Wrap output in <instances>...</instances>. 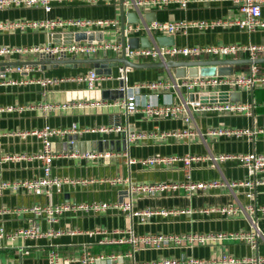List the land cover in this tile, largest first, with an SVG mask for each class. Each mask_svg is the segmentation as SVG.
Returning a JSON list of instances; mask_svg holds the SVG:
<instances>
[{
	"label": "crops",
	"instance_id": "obj_1",
	"mask_svg": "<svg viewBox=\"0 0 264 264\" xmlns=\"http://www.w3.org/2000/svg\"><path fill=\"white\" fill-rule=\"evenodd\" d=\"M124 9L132 11L140 7L145 11L155 12V21H184L188 25L184 30L174 34L176 46L217 45V44H262L264 28L252 32L240 29L235 21L241 17L231 0H123ZM139 1V2H138ZM138 3V4H137ZM51 10L42 7H9L0 9V22L12 20L43 19H111L117 17L119 26L96 27L92 32L101 35L103 41H118L120 33L119 0L109 3L88 4L81 0L52 2ZM264 18V5L261 8ZM143 15V14H142ZM214 22L209 27H198L194 22ZM126 23V22H124ZM80 31L72 27H57L51 31L44 29H0V48L31 47L46 43L70 42L71 34ZM163 35V33H155ZM166 35V34H165ZM171 35V34H169ZM112 50L100 51L93 57H115ZM41 54L12 52L0 54V157H6L0 163V182H15L23 179L37 178L43 175V161L37 157L42 148L41 139L31 131L45 125L53 128L69 129L73 123L79 128H93L101 125L120 126L123 129L109 133H72L52 137V150L55 157L51 163L54 177L71 180L63 183L60 191L52 189L50 195L26 192L23 189L7 188L0 193V262L2 264H48L47 255L55 250L62 259V264H80L79 257L84 250L92 255L111 252L125 253L131 245L115 242L125 235V229L132 226L135 234H187V233H235L249 229V217L256 220L264 230V213L259 207L264 205V171L254 178L260 183L255 187L253 198L248 196L247 186L229 187L222 185L214 188L187 191L184 188L169 189L155 196L134 194L132 208L189 210L191 212L162 216L153 214L144 221L130 217L129 212L109 209L101 213L65 212L56 222H49L47 216H36L25 208L33 204L48 203H91L123 202L128 199L126 185L112 184L108 179L121 176L132 183L183 182L185 171L182 163L171 166H150L131 160L151 156H168L186 154L198 155L193 161L190 175L193 181H240L247 177V170L237 158L212 160L219 154L238 155L255 152L264 154V87L255 85L250 90L240 91V101L251 105L252 114H223L210 111H193L189 121L184 115L158 118L147 117L137 111L125 112L117 102L110 99L116 96L114 89L119 86L118 63L112 67L108 78L98 80L89 87L76 77L86 73L87 67H66L59 65L50 70H42L35 65H18L17 61L37 60ZM70 57V56H67ZM264 57V56H263ZM76 58H85L77 56ZM216 57L202 56L199 59ZM247 59V53L231 57ZM175 60H189L184 57ZM8 62V65L2 63ZM136 63L156 62L142 57L133 60ZM19 67L21 69H19ZM250 65L240 63L233 66L227 74L219 76H238L248 74ZM264 73V63L258 64ZM103 69H106L103 68ZM56 76L70 77L58 85L42 86L38 79ZM185 76H175L171 69L165 67L131 68L128 72V84L163 80L168 83L180 81ZM217 93H234L237 90L222 86ZM198 88L188 91L186 88H173L161 99H171L174 103L183 100H205ZM209 91V90H208ZM215 92V91H211ZM212 99V98H211ZM229 99V96L227 98ZM49 104L57 107L47 108ZM254 128L261 129L251 138L235 137L224 134H211L212 128ZM23 133V134H22ZM26 133V134H24ZM126 145L116 150V141ZM77 137V138H74ZM78 145L70 144V140ZM113 141V148L98 147V141ZM91 147L85 149L86 144ZM93 143V144H92ZM123 143V142H121ZM83 148V149H81ZM109 152L110 157L85 158L76 157L72 151ZM12 157V158H10ZM18 157V158H17ZM253 178V177H251ZM233 203L244 208L236 216L221 215L210 209ZM253 205L255 209H248ZM34 230L45 234L26 236L21 230ZM17 233V234H15ZM15 234V235H14ZM264 256V236L258 240L256 249L246 242L234 239H222L208 243L170 244L161 248L141 246L132 257H123L121 264H138L163 258H200L217 259L221 255L233 257ZM72 258V261H67ZM96 264H104L98 261Z\"/></svg>",
	"mask_w": 264,
	"mask_h": 264
},
{
	"label": "built area",
	"instance_id": "obj_2",
	"mask_svg": "<svg viewBox=\"0 0 264 264\" xmlns=\"http://www.w3.org/2000/svg\"><path fill=\"white\" fill-rule=\"evenodd\" d=\"M65 0H0V9L9 7H42L46 12L51 10L52 2H62ZM84 3L96 4V3H109L115 0H81ZM236 6L241 17L237 18L235 24L247 32H252L257 28H264V18L262 17L261 8L264 5V0H231ZM139 2V1H138ZM164 3L165 0L158 1ZM157 3V1H153ZM138 4V3H137ZM181 4L184 6L186 0H182ZM139 8V7H137ZM198 27H209L214 22L199 21L192 23ZM119 26V19L117 17L111 19H87V18H72V19H43V20H12L6 22H0V29H44L51 31L57 27H72L80 31L87 33L94 30L96 27L104 26ZM188 25L184 21H170V22H147L142 16L139 15V20L135 23H124V33L126 39L129 37H141L148 36L151 40L154 39L155 33L163 34H175L178 31L184 30ZM121 44L118 41H73L70 43H46L43 45H36L31 47H1L0 54L19 52L21 54L27 53H39L44 56L58 57V56H93L100 51L112 50L119 53L121 51ZM239 53H247L249 58L254 59L258 56H264V43L262 44H217V45H195V46H159L154 41L150 47L131 48L128 44L125 45L124 55L127 59L133 61L136 58L146 57L153 61H166L168 59H174L179 56L187 59H199L202 56H210L216 58L231 57ZM19 69H21L19 67ZM131 67L120 64L118 65L117 79L122 83L120 87L124 92V97L121 98L117 104L125 110L126 113L131 114L137 111L142 112L147 117H174L179 114L184 115V121H189L193 111H210L217 113H244L246 115L252 114L251 105L239 101L231 100H219L217 97H206L205 100H183L180 103H174L171 99H163L164 95H167V91L173 88H186L188 91L198 88L199 90L206 89L209 92L215 91L222 86H229L237 91L250 90L255 85L264 87V73L260 72L258 64H252L249 67L248 74L238 76H194L184 77L181 82L174 81L168 83L163 80L138 82L132 85L128 84V72ZM108 78V75L99 74L94 69H89L86 73L76 77L77 80H83L88 83L89 87L93 86V83ZM74 79L70 77H56L48 76L41 77L38 82L42 86L58 85L63 81ZM212 98V99H211ZM58 105L49 104L47 108L57 107ZM3 108L0 107V111ZM123 128L120 126H106L101 125L93 128H79L75 123L71 125L69 129L53 128L49 125H45L41 129L31 131L30 133L38 136L42 141V148L37 155L39 159L43 161V175L32 179H23L15 182H0V193L10 188L12 190L23 189L26 192H32L36 195L46 194L50 195L52 189L55 188L60 191L63 183L71 182L58 177H54L51 174V163L55 157L52 150V137L63 136L65 134L71 135L72 133H109L112 131H119ZM261 129L254 128H229V127H217L212 128L209 133L211 134H224L228 136H247L251 138L255 133ZM23 134V133H22ZM26 134V133H24ZM70 144H74V140L71 139ZM71 154L76 157L85 158H97V157H110L109 152H92L78 150L72 151ZM6 157H0V163ZM12 158V157H10ZM18 158V157H17ZM227 158L239 159L243 166L247 170V177L240 181H207L197 182L191 180L190 170L193 161L200 159L198 155L186 154L183 156L168 155V156H151L144 159L131 160V162H139L150 166H171L174 163H182L185 171V181L183 182H153V183H132L128 178L116 176L108 179L112 184L126 185V193L128 199L123 202H91V203H48V204H33L26 207L25 210L34 213L36 216L45 215L48 221L56 222L58 217L65 212H93L101 213L109 209H116L122 212H129V216L138 217L141 221L150 217L153 214H159L167 216L169 214H177L184 212H191L189 210H155V209H143L134 210L132 208V197L134 194H142L147 196H155L162 192L172 189L184 188L187 191H194L197 189H207L226 185L229 187L243 185L249 189L248 196L253 198L255 195V187L260 181L254 176L258 172L264 171V154H258L255 152L242 153L238 155L219 154L212 156V160H224ZM253 177V178H251ZM248 209L254 210L253 205H249ZM216 211L221 215L236 216L242 214L244 208L240 205L233 203L222 205L216 208L210 209ZM264 213V205L259 207ZM249 229L246 231H238L235 233H187V234H135L132 226L125 229V235L116 239L115 242L127 243L131 245V248L125 253L111 252L108 254L92 255L89 251L84 250L78 261L80 264H96L98 261L104 262V264H121L120 259L123 257H132L136 249L141 246H148L154 248H161L169 246L170 244L186 243H199L204 244L210 241H217L222 239H234L246 242L253 250L257 248L258 240L264 236V230H262L256 220L249 217ZM19 234L26 236H42L59 234L56 232H46L45 234L28 229L21 230ZM17 234V233H15ZM14 234V235H15ZM1 236V234H0ZM67 261H72V258H67ZM48 264H62V259L55 250H50L47 255ZM0 264H2L0 262ZM138 264H264V256H260L257 253L252 256L245 257H233L231 255L223 254L217 259H200V258H163L161 260H154L149 262H143Z\"/></svg>",
	"mask_w": 264,
	"mask_h": 264
},
{
	"label": "water",
	"instance_id": "obj_3",
	"mask_svg": "<svg viewBox=\"0 0 264 264\" xmlns=\"http://www.w3.org/2000/svg\"><path fill=\"white\" fill-rule=\"evenodd\" d=\"M123 0H119V15H120V33L118 36V42H120L122 48L121 51L115 57H93L87 56L85 58H76L73 56L65 57H49L40 55L37 60L33 61H17L18 65H35L41 67L42 70H50L52 68H56L59 65H64L66 67H87L90 69H94L99 74H110L112 71V67L116 66L118 63L129 66L131 68H144V67H165L171 69V71L175 74V76H211L215 74L224 75L227 74V71H231L233 66L240 63H247L249 65L252 64H260L264 63V57L258 56L254 59H240V58H210V59H189V60H175L168 59L164 62L156 61V62H145V63H136L129 59H127L124 55L125 45L128 44L131 48H136L138 46L141 47H150L152 42L154 41L159 46H172L175 45V36L173 34H163V35H155L154 39L151 40L148 36L141 37H129L126 39L124 33V22L127 23H135L139 20V15L142 13V9L136 8L132 11H127L124 9ZM143 18L147 22L155 21V12L154 11H145L142 13ZM71 41H101L102 37L100 34L96 32H85V31H75L71 34ZM64 42V43H70ZM3 65H8V62L2 63ZM106 69H103L105 68ZM122 83L119 82V86L117 89H114L116 92V96L111 97L110 99H120L124 97L123 90L120 89ZM204 99L208 96H212L213 98L217 97L219 100H227L228 96L231 101H240V91H236L234 93L227 92H209L204 91L200 94ZM77 138V137H74ZM123 141H116V150L120 151L124 148V143L126 145V134L122 136ZM123 142V143H121ZM93 144V143H92ZM103 147L113 148V141L110 140H100L98 141V147L101 150ZM78 145L75 143L74 148H77ZM89 144H86L85 149H90ZM83 149V148H81Z\"/></svg>",
	"mask_w": 264,
	"mask_h": 264
}]
</instances>
